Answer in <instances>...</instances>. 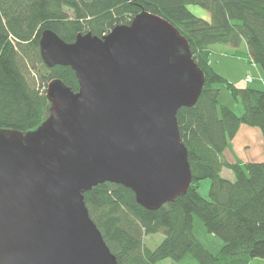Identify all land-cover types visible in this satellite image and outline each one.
<instances>
[{
	"label": "water",
	"instance_id": "1",
	"mask_svg": "<svg viewBox=\"0 0 264 264\" xmlns=\"http://www.w3.org/2000/svg\"><path fill=\"white\" fill-rule=\"evenodd\" d=\"M39 50L46 67L71 68L78 90L52 80L36 129L0 130V264H117L84 193L121 185L146 210L184 195L176 114L197 102L204 75L179 32L145 12L101 38L45 30Z\"/></svg>",
	"mask_w": 264,
	"mask_h": 264
},
{
	"label": "trees",
	"instance_id": "2",
	"mask_svg": "<svg viewBox=\"0 0 264 264\" xmlns=\"http://www.w3.org/2000/svg\"><path fill=\"white\" fill-rule=\"evenodd\" d=\"M189 7L205 15L196 16ZM141 12L169 22L204 75L197 102L176 114L191 183L184 195L156 210L139 206L133 192L121 185L98 184L84 193L89 216L117 264L186 258L197 264H249L264 259V161L227 162L223 157L242 125L258 129L264 141V91L235 86L209 63L212 45L238 48L243 43L264 76V0H0V130L25 134L36 129L48 114L45 89L52 80L78 90L70 67L48 68L42 62L43 31L66 43L79 33L101 38ZM217 84H224L241 115L218 102ZM223 168L233 180L221 176ZM206 179L211 181L209 200L198 193ZM196 220L221 241L217 252L194 236ZM158 233L162 241L153 249L145 247L143 237Z\"/></svg>",
	"mask_w": 264,
	"mask_h": 264
},
{
	"label": "rangeland",
	"instance_id": "3",
	"mask_svg": "<svg viewBox=\"0 0 264 264\" xmlns=\"http://www.w3.org/2000/svg\"><path fill=\"white\" fill-rule=\"evenodd\" d=\"M190 11L193 12L196 16L203 17L204 11L200 10L197 7H189ZM211 60H209L210 66L213 70L223 77L226 81L233 83L235 86L240 88H253L264 91V76L259 66L251 62L249 53L246 46L242 43L238 48H233L230 46L216 44L211 46ZM250 77L251 82L245 83V78ZM219 91L218 102L222 105H226L231 108L235 114L241 115L242 109L239 104L231 99V96L224 84L215 85ZM243 128L252 129L255 132H258L260 137L259 141L254 135L249 137V141L246 142L244 135L242 133ZM239 143V144H238ZM258 143H263L260 132L256 128H250L247 126H241L240 131L230 143V150H226L223 157L227 162H233L235 159H245L248 154L242 153L241 148L256 149L259 147ZM233 146V147H232ZM250 154V153H249ZM244 156V157H243ZM221 176L233 180V174L228 169L223 168L221 171ZM211 181L210 179L203 180L199 183L198 193L205 199L209 200V188ZM194 236L200 241V243L210 252L215 253L221 246V241L213 235H210L206 232L204 227L199 221L194 222L193 226ZM163 239V234L158 233L151 236H144L143 243L145 247L153 249L157 244H159ZM157 264H197L193 259L186 258L181 262H173L169 259L162 260ZM249 264H264V259H255L252 260Z\"/></svg>",
	"mask_w": 264,
	"mask_h": 264
},
{
	"label": "crops",
	"instance_id": "4",
	"mask_svg": "<svg viewBox=\"0 0 264 264\" xmlns=\"http://www.w3.org/2000/svg\"><path fill=\"white\" fill-rule=\"evenodd\" d=\"M210 60H211V56H210ZM240 88V87H239ZM241 128V127H240ZM239 131H240V129H239ZM242 133H243V135H244V138H245V140H246V142L247 141H249V137L251 136V135H254L259 141H261L260 140V137L258 136V132H255L254 130H252V129H248V128H243V130H242ZM238 134V133H237ZM237 134H236V136H237ZM261 135V134H260ZM236 136L234 137V139L233 140H235V138H236ZM233 140H232V142H233ZM263 143H264V141H263ZM239 144V143H238ZM258 145H259V147L258 148H256V149H254V148H252V150H250V148L248 149V148H245V147H247V146H244V147H242L241 148V151H242V153H247L248 154V156H246L245 157V159H247L248 161H244V160H241L240 159V161H242V162H263L264 161V144H262V143H258ZM233 147V146H232ZM225 153V152H224ZM250 153V154H249ZM224 155V154H223ZM244 157V156H243ZM239 160V159H238ZM234 162V161H233Z\"/></svg>",
	"mask_w": 264,
	"mask_h": 264
},
{
	"label": "built area",
	"instance_id": "5",
	"mask_svg": "<svg viewBox=\"0 0 264 264\" xmlns=\"http://www.w3.org/2000/svg\"><path fill=\"white\" fill-rule=\"evenodd\" d=\"M251 82V78L250 77H246L245 78V83H250Z\"/></svg>",
	"mask_w": 264,
	"mask_h": 264
}]
</instances>
